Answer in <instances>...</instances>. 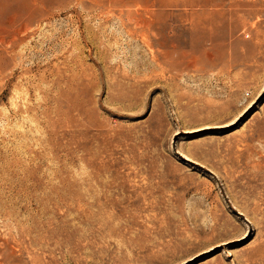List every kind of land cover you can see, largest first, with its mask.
I'll use <instances>...</instances> for the list:
<instances>
[{
	"label": "rangeland",
	"instance_id": "obj_1",
	"mask_svg": "<svg viewBox=\"0 0 264 264\" xmlns=\"http://www.w3.org/2000/svg\"><path fill=\"white\" fill-rule=\"evenodd\" d=\"M0 0V264H264V0Z\"/></svg>",
	"mask_w": 264,
	"mask_h": 264
},
{
	"label": "bare ground",
	"instance_id": "obj_2",
	"mask_svg": "<svg viewBox=\"0 0 264 264\" xmlns=\"http://www.w3.org/2000/svg\"><path fill=\"white\" fill-rule=\"evenodd\" d=\"M203 4L204 9H209L211 14L218 13L220 11L219 5L215 0H199Z\"/></svg>",
	"mask_w": 264,
	"mask_h": 264
}]
</instances>
